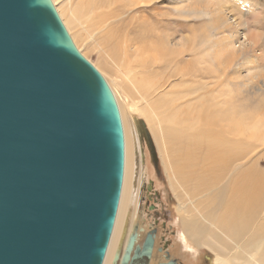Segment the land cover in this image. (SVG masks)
Returning a JSON list of instances; mask_svg holds the SVG:
<instances>
[{"label":"water","instance_id":"obj_1","mask_svg":"<svg viewBox=\"0 0 264 264\" xmlns=\"http://www.w3.org/2000/svg\"><path fill=\"white\" fill-rule=\"evenodd\" d=\"M123 147L112 93L51 1L0 0V264H102Z\"/></svg>","mask_w":264,"mask_h":264},{"label":"bare ground","instance_id":"obj_2","mask_svg":"<svg viewBox=\"0 0 264 264\" xmlns=\"http://www.w3.org/2000/svg\"><path fill=\"white\" fill-rule=\"evenodd\" d=\"M50 1L76 50L81 54L76 45V38L82 37L81 33H83L85 34L82 39L83 44L95 49L99 59L104 60L106 65L115 67L117 77L122 78L120 71L125 63L120 58L128 61L130 57L133 63H137L139 67L137 69H140L138 75H142L141 78H144L145 73H151L154 65L164 68L165 62L158 60L156 55L149 52L152 47L141 46L149 43L150 36L159 37L160 31L157 30L170 24L169 20L165 19L164 13L157 11L155 5L158 0H91L93 4L91 8L86 0H78L75 5L73 4L75 0ZM96 8L102 9L98 13L103 15L104 19L98 26H94L97 31L90 34L85 30L84 24L93 21L92 14L98 11ZM128 11L130 13H126ZM125 13L129 14V17H125ZM70 24L74 25V32L70 31L72 29ZM99 34L105 35L103 44L94 40ZM112 35H115L117 41L109 46L106 40ZM243 39L239 41L237 35H228L226 40L230 45L229 55L235 59L236 53L242 54L249 49L253 52L252 57L261 66L264 62V48L261 47V52L255 54V49L259 48L253 42L252 36L244 35ZM236 43L238 48L234 47ZM126 44L131 46L127 47ZM171 52L173 55V51ZM178 53L175 52L173 63L177 62L181 67L176 71L172 68L171 74L176 77L177 83L171 84V89H167L168 86L159 84L155 86L149 83L147 89H151L152 99L150 103L145 102L146 108L141 112V117L136 116L138 108H142L138 102L129 100L125 93V102L118 99L112 86L116 83L110 84L102 71L89 61L108 85L118 108L122 131L124 130L121 190L102 264H121L116 257L118 258V252L124 244H121L124 227L129 219L134 220L136 207L139 204L143 164L144 168H147L135 127L141 118L150 131L165 166L167 186L177 198V205L173 210L178 232H181L182 237L201 247L202 242L209 237L217 238L214 235L219 232L217 226L225 227L230 236L233 233L242 235V245H237L236 250L232 251L234 254L226 259L216 255L215 259L210 261L211 264H239L237 254L240 251L243 255L249 253V259L240 264H264V167L262 166L264 118L258 114L261 105L252 104L249 98L236 95L237 93L231 88L222 89L223 83L218 80L214 82L212 91L203 93L202 88H197V92L196 81L194 82V78L197 77L196 71L190 67L189 61L177 59ZM182 56L181 54V58ZM119 61L123 62L120 66ZM231 63V67L235 65V62ZM125 72L127 79L137 80V72L134 70ZM205 75V78L211 79L221 76L222 71L211 69ZM177 86L184 88L179 95L173 94L172 87ZM116 88L124 91V83H118ZM253 89L257 92L261 91V88L253 87ZM157 90L158 101L154 100L155 96H153ZM257 92L256 94L259 95ZM136 118L139 119L135 121ZM127 125L130 130L128 134H126ZM180 192L184 193L187 199L183 200H188L187 202L178 200ZM187 209L197 210L196 214H188ZM135 240L136 236L133 239L131 237L129 243L132 241L134 246ZM212 248H214L213 244ZM223 250L221 251L224 252ZM237 251L238 253L235 254Z\"/></svg>","mask_w":264,"mask_h":264},{"label":"rangeland","instance_id":"obj_3","mask_svg":"<svg viewBox=\"0 0 264 264\" xmlns=\"http://www.w3.org/2000/svg\"><path fill=\"white\" fill-rule=\"evenodd\" d=\"M86 1L90 8L93 7L92 4L93 0L92 1L86 0ZM76 2H78V0H75V2L73 1V4L75 5ZM155 7L158 8L157 11L164 13L165 19L167 18V21L169 20L170 24L161 30H157L160 31L159 37L156 35L157 32L156 31L154 32L156 36H150L149 43L147 42L146 45H141V46L148 45L152 47V48L149 47L150 48L149 52L151 54L153 53V55H156V58L157 59L159 58L158 60L162 62L164 61L165 65L164 68L162 69L154 65L152 69L153 71H151V73H145L144 78H141L142 75L141 76L138 75V71L140 69H137L139 68L137 67V63L135 62L133 63L132 62L133 60L131 61L130 57L128 58V61H125L126 59L120 58L125 63L122 65L123 63L122 61L118 62L119 66L122 65L120 71L122 78L117 77V74L115 73L116 72L115 67L111 65L109 66L106 65L107 63L104 60L101 61L99 59L95 49H93L90 46L89 47L85 46L83 44L82 39L84 37L83 35L85 34L81 33L82 37L76 38V45L79 47L81 54L88 61H90L97 69H100L102 71V73L105 75L106 79L110 82V84H112V82L116 83L115 86L113 84L112 86L115 88L116 94L118 95V99H122L124 101V93H125V95L128 96L129 100L137 101L138 105H140L142 108H138L139 111L136 113V116L141 117L140 116L141 112L144 111L146 108L144 107L145 102L150 103L152 99L151 89L150 90L147 89L149 83L150 85H155V86L158 84L163 85L165 87L168 86L167 89H171L170 88L171 84L173 85L177 83L176 77H174L173 75L171 76L173 69L176 71L181 67L180 64H178L177 62L173 63L174 62L173 56H176L175 52L177 51L179 52L178 54L180 56V57L178 56L177 59L180 60L184 59L186 61H189L191 63L190 67L196 71L197 77L194 78V82L196 81L195 82L196 89L202 88L203 93L212 91L213 90L212 86L214 82L218 80L220 81V83H223L222 89L231 88V90H234L235 93H237L236 95L249 98L252 104L257 103L261 105L258 114L260 117L264 118V92H263L264 62L261 66H259L258 63L255 61L256 59L252 57L253 52L250 51L249 49L245 50V52H242V54L236 53L235 54L236 58L234 57L235 59H233V57L229 55L230 51H228L229 48L228 46L230 45H228V42L226 40L229 34L237 35L239 41L244 40L243 39L244 35L252 36L253 42H255V44L258 45L259 48V49H255L256 50L255 54H257L256 52L258 51L261 52V47L264 48V1L262 2V0H158ZM96 9L98 11H95V13L92 14L93 21L84 24L86 28L85 30L90 34L93 33L94 31H97L96 27L94 28V26H98V24L102 23L104 19V16L98 13L99 11H102V9L99 8ZM126 13H130V11ZM125 17H129V14H126ZM115 23L117 24L116 21ZM70 27L72 28L70 29V31L74 32L75 31L74 25L70 24ZM104 38H105L104 34H99L94 37V40L96 41V43L103 44L105 40ZM106 41L110 46L115 41H117V39H115V35H112L111 37H108ZM121 44L124 45L122 42ZM126 46L129 47L131 45L126 44ZM234 47L238 48V43H236ZM170 50L173 51V55H171L172 52ZM161 54L163 57L161 56ZM181 54L183 55L182 58H181ZM187 54H191V55H187ZM227 56H229L228 59ZM230 59L233 61L232 63L235 62V65L234 66L232 65V67L230 66L231 63ZM248 61H250V63ZM211 69L212 71H216L217 69H220L222 71V75L221 76L218 75V77H214L211 79L209 77L205 78L204 77L206 76L205 74L209 73ZM127 70L129 71L134 70V72H137L136 81L133 78L127 79L125 77L126 74L125 71ZM143 79L145 81H143ZM227 80H230V82H228ZM120 82L124 83V87H125L124 91H121L120 89L116 88V86ZM189 84H191V82H189ZM256 85L259 87H257ZM253 87L259 89L261 88V91L258 92L254 91ZM172 89H173V94L178 93L177 95H179L184 88L181 86H177V87H172ZM157 92L158 90L153 94V96H155L154 100L156 101H158ZM199 92L201 91L199 90ZM256 92L259 93V95L256 94ZM188 93L192 94L191 92ZM137 119L139 118H136L135 121ZM138 121L139 122L135 124V127L138 133L139 144L141 145V148H143L144 151V158L147 167L144 168V164H143V170H142L143 176L141 177L143 181L141 180L142 183L140 185L142 200H140V202L141 203L147 202L148 199L147 200L143 199L145 194H148V191L150 192V190H155L156 193L160 195L161 201L164 204L163 216L161 217V220L158 222V227L155 229L156 249L157 246L162 245V241H163L161 240L162 235L168 234L166 239H168L169 241V244L168 243L167 244L170 245L167 248L168 253L170 254L169 258L170 260H173L177 264H211L210 261L212 259H215L216 255L225 259L228 258V256L231 257L230 255L234 254L232 253V251L236 250L237 245H242V235L239 233H233L230 236L229 231L225 227L217 226L219 235L214 233V235L217 238L214 239L212 237H209L208 239L204 240L202 242V246H201L202 248L194 244L192 246L195 249L190 250L186 248L184 244H181V241L179 240V236H178L176 218L174 217L175 215L173 214V208L177 205V198L173 193V191L169 189V187L167 186L168 180H166L167 177L164 172L165 166L163 165L160 159V156L157 152L154 143V139L152 138L150 131L148 130L146 124H144L145 122L142 118ZM128 132H130V130H129V126L127 125L126 134H128ZM123 134H124V130H123ZM145 134L149 137V143H150L149 145H147V142L145 140ZM137 162L139 168L140 159ZM262 166L264 167V164H262ZM179 194L181 195L179 196L177 195V196L180 202L184 203L188 201V200L185 201L183 200L186 198L183 192H180ZM186 211L188 214H196L197 210L187 209ZM130 221L131 219H129L126 227H124V235L121 244L123 243L125 244L126 239L131 232V228L133 229V223L132 221L131 222ZM162 222H164V226H165L164 229H166V232H164L163 229L161 228ZM138 225L142 226L144 228V231L145 230L147 231L151 228V226L149 228H145V225H147L146 223L143 224L138 222ZM142 227H138V231L136 229L137 231L136 233H138V237L139 235L144 234L146 232L143 231ZM248 229L251 230V227H249ZM136 242H138V240H136ZM178 243H180L181 245H179ZM212 244L214 248H212ZM214 245H216L217 247ZM135 246L136 245H134L133 247ZM218 247L219 248L222 247L224 250L222 248L219 249ZM217 249H219L220 252H218ZM221 250H223L224 252H222ZM215 251L218 253L216 254ZM121 252H122V248L120 252H118L119 253L118 256L121 255ZM237 253L238 251L235 254ZM155 254H156L154 257V259H156V261H154L155 264L156 262L164 261V256H163L164 254L161 253H155ZM237 256H239L237 258L239 264L242 263L244 260L249 259V253L247 252L243 255L241 254L240 251V253H238ZM196 260L198 261L197 263Z\"/></svg>","mask_w":264,"mask_h":264},{"label":"flooded vegetation","instance_id":"obj_4","mask_svg":"<svg viewBox=\"0 0 264 264\" xmlns=\"http://www.w3.org/2000/svg\"><path fill=\"white\" fill-rule=\"evenodd\" d=\"M150 192L148 191V194H145L143 198L144 200L148 199V201L141 203L140 200H142L141 198L142 196H141V190H140L139 204H138V207H136V214H135L134 220L132 219L133 229L131 228V234L127 237L126 242L124 246L122 247L121 255L118 256L117 260L121 262V260H123V257L126 254V250L129 248L128 250H130V252L128 256V264H155L154 262L156 261V259H154L156 255L155 253L164 254L163 255L164 261L156 262V264H177L176 262H174L173 260H170L169 258L170 254L168 253L167 248L170 245H168L169 241L168 239H166L168 234L162 235L161 237L162 238L161 240H163L162 245L157 246L158 250L156 249V230L155 229L158 227V222L161 220V217L163 216L164 204L161 201L160 195L156 193L155 190H150ZM173 214L175 215L174 210H173ZM174 217L176 218V216ZM138 222L143 223V224L146 223L147 225H145V228H149L150 226L151 228L147 231L145 230L146 231L145 232L144 228L138 225ZM138 227H142L143 231L145 232L144 234L139 235V237H138V233H136L138 231ZM161 228L163 229L164 232H166V229H164L165 228L164 222H162ZM135 236L138 242H136L135 240L136 246L133 247L132 241H130L129 243V238L132 237L133 239V237ZM178 236H179V240L181 241V244H184L186 248L190 250L195 249L192 246L194 244L191 241L187 240V238H183L181 235V232H178ZM178 244L181 245L180 243ZM148 246L150 247V250L147 253L146 249L148 248ZM187 255H190V254H187ZM197 262L198 261L196 260V263Z\"/></svg>","mask_w":264,"mask_h":264}]
</instances>
